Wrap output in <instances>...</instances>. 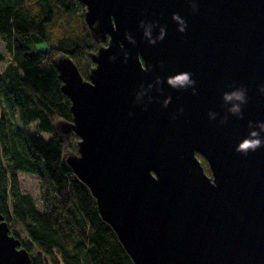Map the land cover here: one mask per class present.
<instances>
[{
    "label": "water",
    "instance_id": "obj_1",
    "mask_svg": "<svg viewBox=\"0 0 264 264\" xmlns=\"http://www.w3.org/2000/svg\"><path fill=\"white\" fill-rule=\"evenodd\" d=\"M80 1L109 42L88 79L56 60L55 129L103 221L134 264H264V0ZM0 264H33L1 214Z\"/></svg>",
    "mask_w": 264,
    "mask_h": 264
},
{
    "label": "trees",
    "instance_id": "obj_2",
    "mask_svg": "<svg viewBox=\"0 0 264 264\" xmlns=\"http://www.w3.org/2000/svg\"><path fill=\"white\" fill-rule=\"evenodd\" d=\"M86 12L80 0H0V214L33 264H134L67 163L79 138L55 129L74 118L56 60L66 55L88 79L93 55L109 42L95 39ZM49 42L48 51L33 52ZM19 174L37 177L42 211L22 194Z\"/></svg>",
    "mask_w": 264,
    "mask_h": 264
},
{
    "label": "rangeland",
    "instance_id": "obj_3",
    "mask_svg": "<svg viewBox=\"0 0 264 264\" xmlns=\"http://www.w3.org/2000/svg\"><path fill=\"white\" fill-rule=\"evenodd\" d=\"M54 45L52 43H40L39 45L35 46L33 48V52H39V51H48L49 48ZM5 45H3L0 42V50L5 53ZM4 65L0 64V71L2 72L4 70ZM18 127L21 129L22 124L20 122H18ZM42 138H44L45 140H49L50 139V135L43 133L41 134ZM19 184L21 187V192L22 194H29L34 202L35 205H37V208L42 211L43 209V204L41 203V195L39 194V183L37 181V177L36 176H30L27 174H19Z\"/></svg>",
    "mask_w": 264,
    "mask_h": 264
},
{
    "label": "clouds",
    "instance_id": "obj_4",
    "mask_svg": "<svg viewBox=\"0 0 264 264\" xmlns=\"http://www.w3.org/2000/svg\"><path fill=\"white\" fill-rule=\"evenodd\" d=\"M175 18H176V15L174 14V19ZM183 30H184V28H181V31H183ZM189 77H190V74L185 73V74L179 75L175 79H170L169 83L173 84V86H175L177 84L183 85L185 82H190ZM233 97H235L236 99H241V95L238 93H233L231 96L226 94V96H225V98L227 100H231V99H233ZM232 110L237 111L238 108H234ZM253 135H255V133H253ZM259 147H261V142L259 140H256V141L245 142L243 145H241L240 149L245 150V153H246L247 150H249V149L252 151H255Z\"/></svg>",
    "mask_w": 264,
    "mask_h": 264
}]
</instances>
